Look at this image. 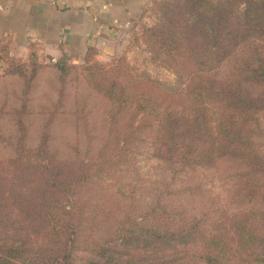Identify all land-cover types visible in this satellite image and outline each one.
I'll return each mask as SVG.
<instances>
[{
	"label": "trees",
	"instance_id": "trees-1",
	"mask_svg": "<svg viewBox=\"0 0 264 264\" xmlns=\"http://www.w3.org/2000/svg\"><path fill=\"white\" fill-rule=\"evenodd\" d=\"M177 4L180 16H162L146 32L151 60L172 69L181 86L172 95L166 90L163 100L147 85L151 92L139 89L142 75L131 87L119 84V94L116 82H111L109 118L117 132L110 129L113 136L108 134L100 154L120 150L124 160L137 155L139 162L133 164L142 174V156L167 163L171 180L177 176L183 180L177 191L183 198L164 192L171 180L156 179L157 185L143 191L141 181L127 180L125 174L130 172L113 165L118 159L110 155L104 174L97 176L93 172L100 167L95 164L81 167L76 160L67 165L56 159L46 141L36 150L15 148V155L0 158V264H71L81 210L89 208V202L104 200L113 208L131 195L138 203L141 196L151 205L162 201L163 208L186 211L196 204L207 206L192 188L202 185L204 178L210 180L204 170L215 167L218 160L242 169L233 175L239 178L234 186L240 192L251 194L254 201L264 197V0H177ZM64 64L59 59L53 67L63 71ZM168 96L177 100L167 104ZM118 178L127 181L126 189L117 194L102 189ZM249 229L242 226L232 232L239 238L237 234ZM234 244L236 255L241 254L236 250L241 244L248 251L257 250L248 254L264 255L262 241L240 239ZM209 256L219 259L218 252ZM236 259L231 263L242 264Z\"/></svg>",
	"mask_w": 264,
	"mask_h": 264
},
{
	"label": "rangeland",
	"instance_id": "rangeland-1",
	"mask_svg": "<svg viewBox=\"0 0 264 264\" xmlns=\"http://www.w3.org/2000/svg\"><path fill=\"white\" fill-rule=\"evenodd\" d=\"M180 7L177 0H154L142 16L116 30L101 47H91L78 62L63 59V71L53 67L59 59H39L35 52L26 56L10 53L7 44L0 41V158L15 155V148L19 147L36 150L46 141L47 150L56 159L67 165L76 160L75 165L81 167L86 162L95 164L100 167L93 172L97 176L104 174L106 157L110 155L112 160L118 159L113 165L119 164L130 172L125 174L129 176L127 180L141 181L143 191L157 185L156 179L169 182L167 163L142 156V174L133 164L139 162L137 155L124 160L120 150L116 154H100V149L109 139L108 134L113 136L110 129L117 132L109 118L107 91L111 82H116L119 94V84L131 87L136 77L142 75L139 89L151 92L144 87L147 85L163 100L166 90L172 95L181 86V78L172 69L151 60L146 32L160 23L162 16H180ZM170 100L177 97L168 96L165 103ZM116 119L121 120L117 116ZM262 121L264 127V116ZM99 154L100 158L95 160ZM214 166L204 170L210 180L204 178L202 185L192 188L198 199L207 201V206L196 204L195 209L186 211L163 208L162 201L151 205L141 196L138 203L131 195L119 207L112 208L104 200L89 202L90 207L81 210L71 264H232L234 258L242 264H256L264 260L263 254H248L257 252L254 247L248 251L241 248L242 244L236 248L241 254L234 253L236 240L264 243V197L260 195L254 201L251 194L245 196V191L234 186L239 178L233 175L242 172L237 165L218 160ZM179 181L183 180L178 176L172 178L164 192L179 196ZM126 182L118 178L114 185L102 189L117 194L120 188L128 187ZM262 191L263 188L259 193L263 194ZM242 226L249 227V231L237 234L239 238L233 235L232 231H239ZM256 226L257 230L253 228ZM185 232L191 234L184 236ZM213 252L219 254L217 262L209 256Z\"/></svg>",
	"mask_w": 264,
	"mask_h": 264
},
{
	"label": "crops",
	"instance_id": "crops-1",
	"mask_svg": "<svg viewBox=\"0 0 264 264\" xmlns=\"http://www.w3.org/2000/svg\"><path fill=\"white\" fill-rule=\"evenodd\" d=\"M154 0H0V41L10 53L81 60Z\"/></svg>",
	"mask_w": 264,
	"mask_h": 264
}]
</instances>
